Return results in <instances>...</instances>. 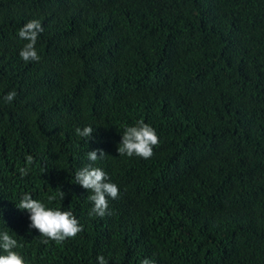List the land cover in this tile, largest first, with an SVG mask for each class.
Wrapping results in <instances>:
<instances>
[{
    "label": "trees",
    "instance_id": "obj_1",
    "mask_svg": "<svg viewBox=\"0 0 264 264\" xmlns=\"http://www.w3.org/2000/svg\"><path fill=\"white\" fill-rule=\"evenodd\" d=\"M141 119L153 156H120ZM97 149L120 191L104 217L75 180ZM25 193L83 231L41 243ZM0 210L25 264H264V0H0Z\"/></svg>",
    "mask_w": 264,
    "mask_h": 264
},
{
    "label": "clouds",
    "instance_id": "obj_2",
    "mask_svg": "<svg viewBox=\"0 0 264 264\" xmlns=\"http://www.w3.org/2000/svg\"><path fill=\"white\" fill-rule=\"evenodd\" d=\"M44 28L39 20H31L27 22L18 32L19 37L27 41L21 49L19 55L25 61L40 60V56L36 50L38 36L43 33ZM15 90L4 96V101L11 103L16 98ZM93 128L86 126L83 129L77 128L76 134L82 138L90 140L93 135ZM159 143V137L156 130L145 123L143 119L137 121L134 126L125 128L121 143L118 146L120 156L128 157L137 156L143 159H149L154 154V147ZM99 153V155L97 154ZM105 153L101 149L88 151L87 158L91 162L80 168L75 174L76 183L88 190L91 195L88 196L93 202V207L89 215L104 217L108 213L109 198L117 199L120 191L119 187L110 181L108 174L99 167H94V163L98 159H103ZM33 157H26V164L33 163ZM21 177L28 174L29 168L23 167L19 169ZM65 193L61 190L58 192L60 200L65 198ZM49 202L57 200V194L48 196ZM17 207L26 210L29 213L30 228L36 229L40 236L46 239L41 243L47 244L50 240L57 244H62L65 240L75 238L83 231V226L70 210L62 211L60 208H51L43 202L33 199L31 194L25 193ZM2 215V210H0ZM11 231L5 229L0 232V250L4 254H0V264H25L24 257L15 249L22 247L18 244L17 239L10 235ZM98 264H108L103 255L97 257ZM141 264H153L150 259H143Z\"/></svg>",
    "mask_w": 264,
    "mask_h": 264
}]
</instances>
